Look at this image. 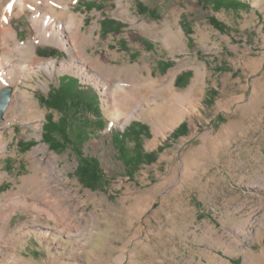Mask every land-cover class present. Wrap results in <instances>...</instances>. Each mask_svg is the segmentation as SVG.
<instances>
[{
	"label": "rangeland",
	"instance_id": "obj_1",
	"mask_svg": "<svg viewBox=\"0 0 264 264\" xmlns=\"http://www.w3.org/2000/svg\"><path fill=\"white\" fill-rule=\"evenodd\" d=\"M11 1L0 0V18ZM54 1L80 27L65 30V46L43 41L34 25L37 12L54 15L49 0L13 9L17 40L9 47L23 50L15 58L32 69L0 84L21 102L12 108V95L0 119V202L15 192L43 197L39 186L56 180L68 216L27 207L0 213V264H264V0H94L100 8L92 9ZM104 18L124 26L104 34ZM77 31L88 36V56ZM0 40L1 48V30ZM65 74L99 98V113L79 116L92 121L87 138H75L99 163L96 182L77 171L73 145L55 150L43 140L47 115L62 114L41 97ZM133 122L148 126L140 148L155 152L151 162L126 163L113 139ZM183 122L187 133L173 136ZM124 141L135 153L137 140ZM40 144L47 149L35 161Z\"/></svg>",
	"mask_w": 264,
	"mask_h": 264
},
{
	"label": "trees",
	"instance_id": "obj_2",
	"mask_svg": "<svg viewBox=\"0 0 264 264\" xmlns=\"http://www.w3.org/2000/svg\"><path fill=\"white\" fill-rule=\"evenodd\" d=\"M225 2L229 4L233 0H216L217 6H222ZM236 2V1H235ZM237 4V3H235ZM80 6H84L86 9H92L93 7L100 8L94 0H81ZM218 23L216 18L212 19ZM220 24V23H219ZM102 33L108 34L110 32H117L123 26L124 23L113 18H104L101 21ZM146 46H150L146 39H140ZM181 80V77L178 78ZM41 101L49 108L61 112L60 120L56 121L53 118L52 113H49L44 123L43 140L49 144L52 149L65 150L69 145H73L75 152L79 156V166L77 171L82 174L83 178L90 182H96L101 179L102 170L99 163L94 159H88L85 157L79 148L76 146V139L84 140L87 138V127L92 121L91 119L84 117L83 121L80 120L81 115H87L88 112H100V102L97 94L90 86H85L81 83L80 79L73 75H62L60 77V85L50 89L47 95L41 97ZM77 119L79 123H75L76 134L71 135L72 123ZM100 125H106L104 121H99ZM148 131V126L140 123L133 122L124 133L115 132L113 139L118 146L119 151L124 156L126 163L133 165L142 161L151 162L155 157V152L145 153L140 148V135ZM188 131L187 123H181L173 132V136H179L186 134ZM125 136L134 137L137 140L138 149L135 153H131L125 148ZM27 146L33 145V141L24 142ZM161 147H159V150ZM158 150V151H159Z\"/></svg>",
	"mask_w": 264,
	"mask_h": 264
},
{
	"label": "bare ground",
	"instance_id": "obj_3",
	"mask_svg": "<svg viewBox=\"0 0 264 264\" xmlns=\"http://www.w3.org/2000/svg\"><path fill=\"white\" fill-rule=\"evenodd\" d=\"M50 2V7L52 12H54V15L57 16H66L67 17V22H64L62 20H58L56 16L53 15L51 12H46V13H36L33 17V22L38 30V34L41 37L43 41L46 42H53L56 44H60L65 46L66 40L64 38V32L66 29L71 28V25H76L78 29L80 27L77 25L76 18L75 16H72L70 14V7L68 5H63L59 2H56L54 0H49ZM28 0H12L11 4L8 5L2 17L0 18V30L3 33V42L2 46L0 48V84L9 82L13 79H15L14 72L16 70H31L32 66L30 63H23L18 61V59L15 58L16 54L18 52H23V50L19 51H11L9 47V41L11 39L17 40V31L14 29L11 19L13 16V9L15 8V4H19L21 9L24 11V8L28 5ZM37 11V9H36ZM76 31V30H75ZM77 33L76 36L77 38L81 36V45L78 46V48L81 50L82 54L85 56L87 55L86 52V42L88 40V36L86 33H83L81 35H78V31L75 32ZM2 36V35H1ZM75 36V37H76ZM75 37L73 35V38L75 40ZM5 38V39H4ZM1 41V40H0ZM1 44V43H0ZM2 52V53H1ZM63 67H66V65H63ZM20 81H22L20 79ZM121 88V87H120ZM123 90V89H122ZM126 103L129 104L131 101L130 97H126ZM11 103V101H10ZM21 105L20 102V96L13 95V101H12V108H18ZM135 111V110H134ZM133 111V114L130 113V116H133L135 113ZM128 116V120H129ZM0 134H2V131L0 130ZM1 148V146H0ZM47 149V147L43 144H40L35 148L34 152V159L35 161H38V151H44ZM47 158L52 157L53 159L56 160L55 156L53 154L51 155H46ZM54 161L50 160L49 162H46L44 166H41V168L47 169L48 170V165L53 164ZM40 165H43L40 163ZM54 167L56 169V163L54 164ZM32 181L40 185L42 183V180H40L39 176H32ZM31 181V183H32ZM54 183H56L54 185ZM44 185L45 188H44ZM60 184L57 183L56 180H47L46 182H43L41 186H39V189H44L42 191L43 197H40L39 195H36L35 192L30 194V197H27L26 195H20V193L23 192H15V193H10L6 198L9 199L8 201L0 202V213L2 215V219L6 218V215L8 217L11 216L13 212L16 211L18 208H35L38 209L41 212H46L50 216H53L54 213H60L63 214L62 216L67 218L68 216V210L63 206L64 202L66 200L63 198L65 193H59L60 192ZM15 196L10 202V196L17 195ZM26 194V193H25ZM10 202V203H9ZM11 206V207H10ZM63 208V209H62ZM63 210L62 211L60 210ZM65 213V215H64ZM64 218V219H65ZM93 228V227H92ZM91 228V229H92ZM89 235L92 234V230H89ZM88 237V236H87ZM252 251V250H251Z\"/></svg>",
	"mask_w": 264,
	"mask_h": 264
},
{
	"label": "water",
	"instance_id": "obj_4",
	"mask_svg": "<svg viewBox=\"0 0 264 264\" xmlns=\"http://www.w3.org/2000/svg\"><path fill=\"white\" fill-rule=\"evenodd\" d=\"M12 95H13V91L11 87L0 89V119L1 120L4 119V114L8 109Z\"/></svg>",
	"mask_w": 264,
	"mask_h": 264
}]
</instances>
